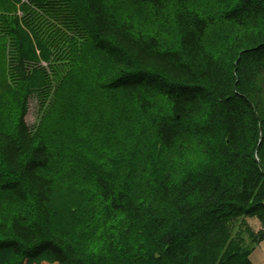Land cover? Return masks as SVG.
<instances>
[{
	"label": "trees",
	"instance_id": "16d2710c",
	"mask_svg": "<svg viewBox=\"0 0 264 264\" xmlns=\"http://www.w3.org/2000/svg\"><path fill=\"white\" fill-rule=\"evenodd\" d=\"M25 1L0 0L16 86L13 120H0V264H252L264 230V0H66L73 36L52 67L60 34L44 15L60 0ZM124 2L138 12L121 15ZM221 25L230 34L211 46ZM51 75L50 120L66 124L77 107L100 131L117 117L132 132L89 161L79 195L57 179L58 164L77 162L63 158L61 126L48 133L63 143L25 120ZM185 137L200 148L170 156Z\"/></svg>",
	"mask_w": 264,
	"mask_h": 264
},
{
	"label": "rangeland",
	"instance_id": "374dc122",
	"mask_svg": "<svg viewBox=\"0 0 264 264\" xmlns=\"http://www.w3.org/2000/svg\"><path fill=\"white\" fill-rule=\"evenodd\" d=\"M24 2L26 1L24 0ZM232 2L233 0H224L223 4H221L218 8H220V10H225ZM7 5L8 3H5L3 7ZM70 7H71L70 4L66 0H60L59 4H57L54 9L50 10V15L46 14L47 9L45 8H41V9L34 8L36 12H40L43 15L46 14L44 16L48 17V21H50L52 25H54L55 31H58V33L60 34L57 41L51 40V43L55 45V49H54L55 56L52 60L51 67L55 66L56 62L58 61L59 56L57 53L64 45L63 43L64 39L73 36V30H71V27L65 26V23L63 22L64 21L63 19H66L65 12ZM196 7L202 9L206 6H204L202 2L200 4H197ZM117 10L121 15H126L127 11L130 12L132 15L138 12L137 8L132 7V5H129L128 2L118 4ZM207 10L208 9H206V11ZM15 12L21 15L22 11L20 10L19 5L15 6L14 13ZM0 15L7 16L10 15V13L9 11L7 12L0 10ZM78 28H79L78 32L80 33V35L85 36L86 34H83L81 32L87 29V24L79 22L77 25V29ZM230 31H231V25H221L213 29L209 35L211 46L213 45L219 46L221 44H224L227 40L226 38H228L230 34ZM7 67H8V54L7 51H5L3 53H0V120L3 122L4 125H9L13 120L15 112L14 110H12V107L16 98V94H15L16 86L10 83V80L8 79ZM55 77H56L55 75H51V79H50L51 86L49 88V91L47 93L45 92V95L34 94L29 97L28 113L25 117V120L27 124L30 127H32L35 131L40 132L42 134L46 133L51 139H55L60 142H62L60 139L48 133V129L50 128L51 125L56 128L61 126L63 130L62 136L64 137V138L62 137L64 140V143L62 142L63 143L62 147L64 149V153H66V157L63 158L68 159L70 155H72L77 162L75 164L73 162H71L70 164L66 163L64 165L58 164V166H56L55 168V171L57 172V176H58L57 179L63 183L66 189L71 190L73 192L72 194L79 195L84 191V189L90 188L89 180H90L91 169L87 170V172L85 170L88 166L89 161H91L93 158H97L98 160H101L98 158L101 149L105 147V150L113 151L116 148L115 145L117 143V139L122 138L123 136L126 135L129 136L131 130L129 132H125L123 128L121 130L120 128L121 120L118 119L117 121V117L116 119L114 118L111 119L110 117L107 120L110 121V123L106 126L105 131H100L96 127L93 121L94 118L82 117L84 112L77 107L72 108L71 114L68 113V115L73 119L69 117L66 124L62 123V120L60 119L61 115H59L60 113L56 111H54L53 114L56 115L61 121L50 120L53 119L54 117L50 116L52 112L48 107V103H51V101L54 99L52 92L57 80ZM2 97L10 100V101L6 100L7 101L6 104H8V106L3 105L1 101ZM108 116L104 115L102 118H107ZM120 118L122 120L131 119L129 121L130 123H134L136 121L134 115L131 116L130 118H126V117H120ZM114 132L118 136L114 134ZM112 136H115L116 140H113ZM109 139H111V145L107 146ZM195 140L196 139L192 137H185L180 139L171 149L170 156L175 158H181L186 156L190 157L192 155V152L195 151L196 148L198 149L200 148L198 147ZM112 155L113 153L105 154L103 159L105 160L106 158L111 157ZM77 159L81 161H78ZM248 224L255 231L261 229L259 221L256 218H248ZM250 260L252 264H264V237H262V239L258 243H255L253 245V249L250 254Z\"/></svg>",
	"mask_w": 264,
	"mask_h": 264
},
{
	"label": "water",
	"instance_id": "95a60500",
	"mask_svg": "<svg viewBox=\"0 0 264 264\" xmlns=\"http://www.w3.org/2000/svg\"><path fill=\"white\" fill-rule=\"evenodd\" d=\"M261 237H264V231L261 233Z\"/></svg>",
	"mask_w": 264,
	"mask_h": 264
}]
</instances>
